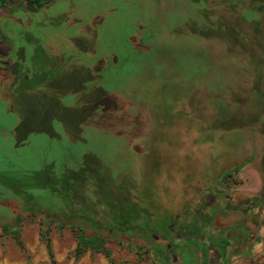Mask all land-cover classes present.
Masks as SVG:
<instances>
[{
	"label": "rangeland",
	"instance_id": "rangeland-1",
	"mask_svg": "<svg viewBox=\"0 0 264 264\" xmlns=\"http://www.w3.org/2000/svg\"><path fill=\"white\" fill-rule=\"evenodd\" d=\"M0 37V264H164L192 218L183 264H264V205H243L264 196V0H18ZM112 198L148 231L116 229ZM78 228L111 262L75 257Z\"/></svg>",
	"mask_w": 264,
	"mask_h": 264
},
{
	"label": "trees",
	"instance_id": "trees-1",
	"mask_svg": "<svg viewBox=\"0 0 264 264\" xmlns=\"http://www.w3.org/2000/svg\"><path fill=\"white\" fill-rule=\"evenodd\" d=\"M15 1H18V0H0V9L5 8L7 5H9V4H11V3L15 2ZM21 1L24 2L25 7H26V9L28 11L36 12L38 10H41L43 7H45L46 5L50 4L51 2H53L55 0H21ZM4 41H5V38L4 37H0V43L4 42ZM260 174L262 175V178L264 179V166L262 168H260ZM81 188L82 187H80L79 185H76V184L73 187L72 186H67L65 188V190H66L65 199L72 205L71 206L72 209L70 210V216L68 217L69 219L70 218H81L78 215L79 214V210L75 206L77 198L79 199V197H76V195H77L78 189H81ZM54 191H55V189H54ZM105 199L107 200V198H105ZM112 199H113V205H112L111 208L113 209V211L115 213H119V215H122L121 220H120V225L121 226L118 227V228L115 227L116 229H118L119 231H121L123 233H129V234L131 233V231H134V229H137L140 232L148 231V230H143L141 227L138 226V224H137L138 222H135L136 221L135 218L139 214L137 213V210H135L134 207L129 206V205H132V202L129 205L125 204L128 207V211L125 214L124 210H122L124 206L123 207L118 206L117 203H115V198H112ZM253 202L250 201V200H248V201L244 200L243 201V203H244L243 205L247 206L248 204H252ZM256 203H257L256 205L253 203L254 209L259 207V206H261V205H264V200H262L261 198H256ZM53 212L58 217L57 213L55 211H53ZM100 212H101L102 220L106 219L107 211L102 210ZM95 213H96V211L94 212V215H95ZM82 219H84V218H82ZM84 220H87V219H84ZM87 221H89V220H87ZM90 221H93V219L90 220ZM105 224H106V222L104 221V224H102V226H98V228H102L103 229ZM93 225H96V224H93ZM4 229H6V228L4 227ZM78 229L80 231V234H79V237H78V247L76 248V250L74 252L75 257L79 258L87 250H90L92 252L102 254L105 258L108 259V261L111 262L110 252L105 247V243H106L107 239L102 237V236H99V235L86 236L82 232V230L80 228H78ZM45 246H46V249L48 251L49 256L51 257L52 253H51L50 243H49L48 239L45 240ZM155 259L156 258L154 257V260Z\"/></svg>",
	"mask_w": 264,
	"mask_h": 264
},
{
	"label": "flooded vegetation",
	"instance_id": "flooded-vegetation-1",
	"mask_svg": "<svg viewBox=\"0 0 264 264\" xmlns=\"http://www.w3.org/2000/svg\"><path fill=\"white\" fill-rule=\"evenodd\" d=\"M210 204L214 206L213 203L210 202ZM198 220H200V218ZM186 222H190V223L187 224V223L181 222L180 224L176 225L175 229L171 230V232H173V237L168 238L164 242V246L162 250H153V255H157L156 257L160 256L161 259H163L164 264H171V263L173 264L174 259H175L174 257H176L177 262L178 261L183 262L184 261L183 255L185 254L186 249L188 246H191L189 242L198 240L197 230L200 229V226L198 225V227H196L197 223L195 222V220H193V218L191 221L187 220ZM247 223L249 224L248 225H246V223L244 224L245 229L248 231V236L245 239L243 238L242 235L239 234V230L237 231V229H235V231H233V236L235 237L234 240L236 242V246H234L232 254L235 253L236 255V253H238L237 243H240L241 246L246 245V248H249L252 240L255 238V234L253 233V229H252V228L255 229L254 219L248 220ZM201 244L208 245L209 240L204 239L201 242ZM173 248L177 249V253L173 251ZM215 259H216V253L213 251H210L206 260L209 261L210 263H213L215 262Z\"/></svg>",
	"mask_w": 264,
	"mask_h": 264
},
{
	"label": "crops",
	"instance_id": "crops-1",
	"mask_svg": "<svg viewBox=\"0 0 264 264\" xmlns=\"http://www.w3.org/2000/svg\"><path fill=\"white\" fill-rule=\"evenodd\" d=\"M246 169H248V170H250L251 171V173H254V175H255V177H256V179H257V184H256V186H258V184H259V179H260V176H258V172L256 171V169L255 168H249V167H246ZM239 179H241V178H239ZM234 181V180H233ZM236 183V182H235ZM239 184H242L241 182H238ZM257 188V187H256ZM226 191V190H225ZM235 191V190H234ZM248 192L247 193H253V194H255V195H258V193H259V190H257V191H253V192H251L250 190H247ZM224 193V191L223 190H221L220 192H219V194H221V195H223V196H225L226 197V199L228 198V196L227 195H224L223 194ZM230 193H228V195H229ZM255 198H259V197H256L255 196ZM262 200H264V196L261 198ZM242 201V200H241ZM244 201V200H243ZM209 202H211V201H209ZM212 203H215V201H212ZM245 203V202H244ZM248 206H250V207H252L253 205H251V204H248ZM258 208V207H257ZM254 211H255V214H256V208L254 209ZM234 222L232 221V222H227V223H224L222 226H225V227H227V226H229V224L231 225V224H233ZM215 224H216V228L217 229H220L221 228V225H218V221H216L215 222ZM193 243H195V241H192ZM211 242V241H210ZM182 244V243H181ZM189 244H190V242H189ZM187 247V246H186ZM238 250H240V249H237V251ZM215 252V251H214ZM216 253V259H215V262L216 261H218V257H219V254H218V252H215ZM234 258V257H233ZM220 261V260H219ZM181 263H183V262H181Z\"/></svg>",
	"mask_w": 264,
	"mask_h": 264
}]
</instances>
